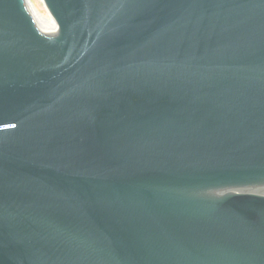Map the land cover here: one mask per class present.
<instances>
[{
	"label": "water",
	"instance_id": "95a60500",
	"mask_svg": "<svg viewBox=\"0 0 264 264\" xmlns=\"http://www.w3.org/2000/svg\"><path fill=\"white\" fill-rule=\"evenodd\" d=\"M0 0V264H264V0Z\"/></svg>",
	"mask_w": 264,
	"mask_h": 264
},
{
	"label": "rangeland",
	"instance_id": "374dc122",
	"mask_svg": "<svg viewBox=\"0 0 264 264\" xmlns=\"http://www.w3.org/2000/svg\"><path fill=\"white\" fill-rule=\"evenodd\" d=\"M29 2L31 3L32 7L34 6L33 7L34 9H37L42 14V16H44L46 20L51 18L45 7L43 0H29Z\"/></svg>",
	"mask_w": 264,
	"mask_h": 264
},
{
	"label": "bare ground",
	"instance_id": "6f19581e",
	"mask_svg": "<svg viewBox=\"0 0 264 264\" xmlns=\"http://www.w3.org/2000/svg\"><path fill=\"white\" fill-rule=\"evenodd\" d=\"M33 7H32V10H33V13H34L36 19H39V20H42V21H47V22H55L52 17H51L52 19L50 18V19L46 20L44 18V16H42V14L37 9H34Z\"/></svg>",
	"mask_w": 264,
	"mask_h": 264
}]
</instances>
